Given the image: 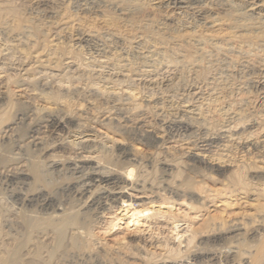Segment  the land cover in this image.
<instances>
[{
    "label": "bare ground",
    "instance_id": "1",
    "mask_svg": "<svg viewBox=\"0 0 264 264\" xmlns=\"http://www.w3.org/2000/svg\"><path fill=\"white\" fill-rule=\"evenodd\" d=\"M8 1L0 0V32L7 34L9 37L11 36L12 42H16L21 47V50H23V52H26L25 54H29V52L33 50L34 47L41 49L38 54H40V52L46 53L43 56L46 59L44 60L46 65H53V67H58V60L56 59L58 52L57 48L49 49L46 41V43L43 40L39 42L35 41L36 39L34 38L35 36L37 37L39 31L36 24H29L26 27L8 25L9 23L7 22L9 20L12 21V19H18L19 21L23 16L22 13L24 12L23 9L22 13L19 10L22 6L18 9L16 6H14L13 2ZM97 1H100V5L99 3L97 4ZM164 1L171 4L173 7H175V9L183 11V13L184 11H189L190 15L194 19L193 22H196L198 27L200 28L204 29L213 25L217 22L215 20V16L218 15L219 17V15H222L226 18V20L230 22V29H232L233 31L244 30V32L247 33L238 35L239 37H236V34L233 39L219 38L217 40H214L212 38L206 39L202 35L200 36L195 34V36L190 39L191 41L186 37L189 41L185 40L171 42L169 38H171L172 36L169 37V34L178 29L175 28L176 26L174 27V22L177 19L176 15H178V13L171 16L168 15L162 17H158V14L156 16L155 14L151 15V13H147L146 11H144L145 4H142L141 0H30L32 4L31 6L34 7V11L36 14L42 13L44 16L51 17H54L61 10L68 8H70L72 11L74 10L75 12L81 11L82 13L99 10L104 6L111 8L118 13L120 20L124 22V24L129 25V27H131L135 31L134 36L130 39V43L133 46L132 49L135 50V53L137 54L136 57L138 56L140 62H142V64H144L145 66L154 67V65L159 62H165L168 64L180 63L179 65H181V60L185 59L187 61L185 63H188L195 69L191 71L197 72L198 78H202L204 80H206V75L209 73V70L211 68H213V70L214 68L221 69V73L223 75L221 78H218L219 74L216 73L218 74V77L216 76V78L218 79L215 80L217 91L215 90V88V91L210 90L213 91V93H216V95L213 94L214 98L208 103V108L210 109L206 112L203 111L204 113L201 110H194L196 106L194 109H181V119L179 118V121H177L176 125V131L178 130L183 134H188L189 132L191 133V131L194 130L200 135V137L197 139V142H192V145H189V147H187L186 153L184 152V156L187 160V170L189 171L188 173H191L194 178L199 179L180 180L181 175L179 173L180 171H178L180 163L178 164L173 161L168 162L166 161L167 159L160 162L161 167L159 170L162 175L159 179H150L148 177V174L146 173L147 171L143 169L141 162L139 164H134L135 162H127L123 166L120 165L119 167H104L105 165L102 167V159L95 155V151L99 152V149L106 148L108 142H113L108 141L107 135H99L98 133H93L92 131L87 129L86 124L83 122L81 114L76 117H71V121H69L67 117L59 119L56 115L49 116L50 126L53 128V130L58 132H63L65 130L68 131L67 125H70V123L71 125L75 124L76 130L72 132L71 136H67L65 140L60 139L61 142L58 144L59 146L64 148V150L69 149L70 152L71 150H73L75 153L77 152L76 154L78 156L76 157L75 162L69 159L61 160L59 159L60 157H57V155H50L51 157L48 165L51 169L57 170L62 167V162L66 164L64 170H66V172H68L73 177L72 179L77 182L76 185L67 187L66 191L73 198H76L75 200L77 202H81L82 205L79 207H70L69 209L60 208V205L56 206L54 204V202L52 201L53 198L51 196L48 195L46 197V194H44L42 191L35 193V199L39 200L40 207H42V209H44L45 211H49L47 214V218L42 222L34 223H32V220L31 222L25 220L27 231L29 230L28 234L26 233V239L24 241L22 240V242L20 243L19 241L16 242L18 244H15L11 249L7 248L0 250V264H108L104 260V257L102 256V254H100V252H95L96 247L93 246L91 241L94 236L92 235L91 231L92 220L89 221L88 219L90 213L93 214L94 219H102L105 212H112L114 214V217L108 222V224H106L108 230L121 226V223L123 221L125 229L129 230L131 227L135 228V240H137L139 243H142L143 245L149 243L147 247L151 246L155 251H159L158 256H156L155 251H137L136 254L132 253L135 254L133 260H137L141 263L145 262L144 264H150L152 260H156L155 262L161 264H179V262H185L186 264H264V22H262L264 12L261 9V6L263 4L261 1L263 0H261L260 2L257 0H240L238 4L235 3L222 5L218 8L216 7L217 13L214 12V9H211V7H209L210 5H206L207 1L210 0ZM210 3L211 1L209 2V4ZM125 30H127V28ZM32 37H34V41L32 40ZM104 38L105 40L103 46H107L108 48L116 51L119 50V52L124 48H122V42L124 40L122 41L121 39V42L116 37L108 39L106 37ZM82 39L83 43L91 41L89 40V36H83ZM93 47L95 51L101 56L106 52H104V50H101L102 47L100 48L99 44L98 46L94 45ZM37 55L35 56V63H37V61L43 60L40 57H37ZM16 61H19V59H16ZM185 63L183 64L185 65ZM183 64L182 67H184ZM68 76L66 75L63 78L64 80H57L55 82H52V87L56 90H62L65 88L66 90L67 88L69 89V87H71V85L73 84L74 79ZM250 77H253L252 81ZM46 79L48 80V78ZM234 79H236L237 83L233 81ZM112 83V87L114 88H120V90H124V88H127L125 83L122 81ZM85 87L90 88L89 90H96V92L101 93L102 96H105L106 94L104 85L99 86L98 84L92 82L88 84L86 82ZM207 87L213 89L211 88L212 86L209 87L207 85ZM251 89L258 90L257 95L251 96ZM128 91L129 90H127V92ZM8 92L7 94H9ZM91 92L92 91H90V93ZM128 94H131V97L135 99L136 95L133 94V92L131 93V90ZM41 95L36 96L41 97ZM53 95H55V93ZM57 95L52 96V98L57 99V97H59ZM161 96L163 95L161 94ZM207 97H209V95ZM151 98L154 99V97ZM1 99L2 96L0 97V100ZM46 100L43 101L45 102ZM164 100L165 99L163 98V101ZM58 101L60 103L62 100L60 99ZM147 102H149L148 94ZM46 105L39 103L35 104L33 106V111L36 115H40L47 110ZM66 106L68 105L66 104ZM140 107L141 106L138 103H135L133 105V108L130 110H138L139 112ZM158 107L154 106L155 109ZM143 109L144 107L142 108V110ZM142 110L140 109V112H142ZM106 114L107 112L102 114L100 118H104V121L110 122L108 116H105ZM142 115L143 114L141 113L138 115L136 114L134 120L139 122ZM199 120L203 121L201 122L202 124L197 122ZM109 122L107 123L108 125ZM101 124L105 125V123ZM169 127L168 129H170ZM4 128H9V125H6ZM152 132L153 131L146 130L143 132V134H140V139L142 140V142L145 141V144H148V148L149 146L157 147L160 141V138L157 137L156 134L152 135ZM2 133L4 132L0 123V134ZM67 134L70 135L69 132H67ZM193 136H191V138ZM66 140L70 141L66 142ZM71 155L75 154L71 153ZM104 155L107 154L105 153ZM121 155L124 159H127L128 156H130L127 150H123ZM202 169H205L210 173L214 172L216 176L221 179L217 180L218 183L216 182L218 185L221 184L220 189H217V186L216 189H212V187L210 186L214 182L213 176L207 175L208 179L204 180L205 177L204 179H202L203 177L202 175H200ZM24 173L21 172V174H19L21 176H25ZM32 173L34 180L36 182H40L42 176L40 174L41 171L39 170L38 165L33 166ZM164 177L167 178L163 180ZM241 196L246 199L253 198V200L251 199V201L253 202L252 208L255 212L254 215H247L246 217H244L245 219L243 218L241 221L236 219L235 221L232 220L231 222L225 221L223 216H210L209 209L213 206H216L215 204L221 199H231L233 197L241 198ZM135 204L136 207H134ZM176 205L184 207L186 213L183 216H180L179 213L176 214L175 212H172V208L176 207ZM77 207L78 209H76ZM188 212H192V216ZM199 218H201V221L199 220L200 222H196V220H198ZM180 223L185 224L186 227L180 229ZM165 232L166 235L161 236L162 234H165ZM41 236L42 238H45L48 243L39 242L38 238H41ZM2 239L4 238L2 237ZM141 246L140 248H142ZM144 248L145 247H143L142 249L144 250ZM24 250L25 254L22 255V252ZM132 254L130 256H132ZM134 263L137 264L138 262ZM112 264H114V262Z\"/></svg>",
    "mask_w": 264,
    "mask_h": 264
},
{
    "label": "rangeland",
    "instance_id": "2",
    "mask_svg": "<svg viewBox=\"0 0 264 264\" xmlns=\"http://www.w3.org/2000/svg\"><path fill=\"white\" fill-rule=\"evenodd\" d=\"M5 1H8V0H5ZM17 1L18 0H9L8 2H13L14 6H16L18 9L22 6L23 8L21 7V9H19V10L21 11V13L24 10V12L22 13L23 16L21 17V19L19 21H18V19H12V21L9 20L7 22V23H9L8 25L9 26H12V25L16 26L17 25V26H21V27H26L29 24H33V23L36 24L39 31H38L37 37L36 36H35V38L32 37V40L34 41V39H36L35 40L36 42L37 41L39 42L42 40L44 42L46 41L47 43L46 42L45 43L47 44L49 49L50 48H53V49L57 48L58 52H57L56 59L58 60L57 63L59 64V66L53 67L52 64H51L52 66L46 65V63L44 62V60H46V59H45V57H43L46 53L40 52V54H38L39 51H41V49H39L37 47H34V49L31 50L29 52V54L28 53L25 54L26 52L25 51L23 52V50H21V47L16 42H12L11 36L9 37L7 34L0 32V35H1L0 36V65H1L0 66V97L2 96V99L0 100V114H1L0 115V123H1V127L3 129V132H4V133L0 134V243H1L0 248L2 247L0 250L7 249V248L11 249V248H13V246L15 244H18L16 242L19 241V243H20V242H22V240L24 241L26 239V237H27L26 233L28 234L29 230L27 231V225H25L26 224L25 220L28 222H31V220H32V223H34V222H42L47 218V214L49 211H45L44 209H42V207H40L39 200L35 199V196H36L35 193L42 191L44 194H46L45 195L46 197L48 195L51 196L53 198L52 201L54 202V204L56 206L60 205V208L69 209L70 207H75V206L79 207L82 205L81 202H77L75 200L76 198H73L66 191L67 187H72V186L76 185V183H77V182H75V180L72 179L73 177L68 172H66V170H64L66 164L64 162H62V164H61L62 167H60L57 170L51 169L48 165L50 157L56 156V155H57V157H60L59 159H61V160L69 159V160H72L75 162L76 157L78 156L76 154L77 152L75 153L73 150H71V152H70L69 149L64 150V148H62L61 146L58 145L62 139L65 140V138L67 136H71L72 132H74L76 130L75 124L71 125V123H70V125H67L68 131L67 130H65V131L69 132L70 135H68L67 132H65V131L58 132V131L53 130V128L50 126L49 116H55L56 115L57 118H59V119L67 117V119L69 121H71V117H76L79 114H81V117L83 118V122L86 124L87 129H89L93 133H98L99 135H107L108 141H113V142H108V144L106 145V148L99 149V152L95 151V153H96L95 155H97L98 157H100L102 159V163H103L102 167L104 165H105L104 167H119L120 165L123 166L127 162H132V163L135 162L134 164H136V163L139 164L141 162L143 169L147 171L146 173L148 174V177L150 179H152V178L153 179H157V178L159 179L162 175L160 173V170H159L161 167L160 162L165 161L167 159L166 161H168V162L173 161V162L178 163V164L180 163L179 167H178L179 168L178 171H180L179 173L182 176V177L180 176V178H181L180 180H182V179L198 180L199 179V178H194L191 173H188L189 171L187 170L188 169L187 160H186L184 155L186 153L187 147H189V145H192V142H197V139L200 137V135L198 132H195L194 130H192L191 133L189 132L188 134H183V133L179 132L178 130L176 131V125H177V121H179V118L181 117L180 116L181 109L182 110L185 108L194 109L195 106H196V108L194 110H197V111L201 110L202 112L203 111L206 112L210 109V108H208V106H209L208 103L210 102V100H212L214 98V95H216V93L215 92L213 93V91H215V90L217 91V86L215 84V80L218 78H221L223 76L220 68L219 69L214 68V70H213V68H211L209 70V73L206 75V77H207L206 80H204L202 78H198L197 72H192L195 69L193 67H191L188 63L186 64L185 62H187V61L185 59L181 60L182 61L181 65H179L180 63L179 64H168L165 62H159L160 64L157 63L154 65V67L150 66L151 68L148 66H145L144 64H142V62H140V59L138 58V56L136 57L137 54L135 53V50L132 49L133 46L130 43V41H131L130 39L134 36L135 31L131 27H129V25L124 24V22H122L120 20L118 13L116 11L112 10L111 8L105 7V6L101 7L99 10H95V11L93 10L90 12L88 11V12H83V13L81 11H76V12L74 10L72 11L70 8L63 9L58 14H56L54 17L53 16L51 17V16H44L42 13L36 14L34 11V7L31 6L32 4H31L30 0H23V1L19 0L18 2ZM210 1H211V3L209 4ZM210 1H207L206 5L207 4L210 5L209 7H211V9H214V12L217 13V8L219 6L227 5V4H235V3L238 4L240 0H210ZM257 1L260 2L261 0H257ZM99 2L100 1H97V4ZM228 2H232V3H228ZM261 2L263 3L261 6V9L264 12V0ZM141 3L145 4L144 5L145 10L144 11H146L147 13H151V15L155 14V16L158 14L157 15L158 17L168 16V15L171 16V15L178 13V15H176L177 19L174 22L175 23L174 27L176 26L175 28L176 29L178 28V29L173 32L175 35L173 33L169 34V37H171V36L173 37V38L172 37L169 38V40H171V42L185 41V40L189 41L193 36H195V34L200 35V36L202 35L206 39L212 38L214 40H217L219 38L220 39H228V38L233 39V37L236 36V34H237L236 37H239L238 35H243V34L247 33V32H244V30L243 31L242 30L241 31H233L232 29H230V22L228 20H226V18L223 17L222 15H219V17H218V15H216L215 20L217 22L214 23L213 25L203 29V28L198 27L196 22H193L194 19L190 15L189 11H186V12L184 11V13H183V11H179V10L175 9V7H173L171 4L167 3L164 0H141ZM99 5H100V3H99ZM101 5H102V3H101ZM25 9H26V11H25ZM157 11L158 12L160 11V12L158 13ZM161 12H162V14H161ZM263 15H264V13H263ZM263 18H262V22H264ZM218 19H221V20H218ZM46 20H47V22H46ZM14 21H17V22H14ZM180 24H181V26H180ZM126 28H127V30H125ZM57 30H58V32H57ZM55 33H57V34H55ZM204 33H206V34H204ZM238 33H240V34H238ZM211 34H213V35H211ZM231 34H233V35H231ZM82 35L83 36H89L90 37L89 40H91V41H88V42H90V43H88V42L83 43V39H82L83 36ZM225 35H227V36H225ZM177 36H179V37H177ZM104 37H106V38L107 37L108 38L116 37L120 41H121V39H122V41L124 40L123 42L121 41L123 43L122 48L123 47L124 48L121 49L119 52V50L116 51V50H113L111 48H108L107 46H103L104 40H105ZM98 44H99L100 48L102 47L101 50H104V52L106 51L102 56L99 55V53H97L93 47L94 45L98 46ZM12 46H13V48H12ZM123 50H124V52H123ZM113 51H115V52H113ZM116 52H118V53H116ZM58 53H59V55H58ZM60 54H61V57H60ZM36 55H37V57H40L43 60L37 61V63H35V61H36L35 56ZM11 56H12V59H11ZM15 58L17 60L19 59V61H16ZM103 60H105V61H103ZM111 60H112V62H111ZM127 60H128V62H127ZM124 61H125V63H124ZM33 63L36 65H34ZM183 63H185V65ZM182 64L184 67H182ZM129 65H130V67H129ZM175 65H178V66H175ZM155 66H156V68H155ZM67 69L69 70V72ZM86 69H87V71H86ZM189 70L190 71L192 70V71L190 72ZM53 71H55V72H53ZM52 73H53V76H52ZM161 73H162V75H161ZM194 73H195V75H194ZM216 73H218L219 75ZM58 74L60 77L58 76ZM63 74L65 76L66 75L68 76V74H69L68 77H71L74 79L71 87H69L70 85L68 86L69 87V89L67 88L68 91L66 90V88L62 89V90H56L51 85L52 82H55L57 80L58 81L64 80L63 78L65 76ZM87 74H88V76H87ZM181 74H182V76H181ZM43 75H45V76H43ZM175 76H176V78H175ZM216 76L218 78H216ZM79 77H81L82 79ZM46 78H48V80ZM250 78L252 81L253 77H250ZM10 79H12V80H10ZM13 81H14V83H13ZM77 81H78V83H77ZM119 81L124 82L128 89L124 88V90H120V88L112 87V84H113L112 82H119ZM233 81L236 82V79H234ZM86 82H87V84L92 82V83L98 84L99 86L104 85V89H106L105 90L106 91L105 96H102V94L99 92H96V90H92V89L89 90L90 88L85 87ZM208 82L210 85L208 84ZM82 83H83V85H82ZM211 83H212V85H211ZM45 84H46V86H45ZM128 85H129V87H128ZM207 85L209 87L212 86L211 88H213V89L208 88ZM214 88H215V90H214ZM127 90H129V91L131 90V93L133 92V94L136 95L135 99L131 97V94H128L129 91L127 92ZM210 90H213V91H210ZM90 91H92V92L90 93ZM151 91H153V92H151ZM250 91H251L250 92L251 96H255L258 93V90H256V89L255 90L251 89ZM7 92L9 94H7ZM52 93L53 94L55 93V95H53ZM66 94H68V95H66ZM147 94H148V101L149 102H147ZM161 94L163 96H161ZM166 94H167V96H166ZM207 94L209 95V97H207L208 96ZM36 95H39V96L41 95V97L36 96ZM56 95L59 97H57V99H55V98L53 99L52 96H56ZM47 96H48L49 100H48ZM201 96L204 98H202ZM42 97H43V99H42ZM102 97L104 100L102 99ZM151 97H154V99ZM163 98L165 99L164 101H163ZM207 98H208V100H207ZM7 99H9V100H7ZM50 99H51V101H50ZM60 99L62 101L59 103L58 100H60ZM91 99H92V101H91ZM204 99H205V101H204ZM43 100H46V101L44 102ZM171 100H173V101H171ZM201 100H202V103H201ZM123 101H124V103H123ZM158 101H161V102H158ZM185 102H186V104H185ZM38 103L43 104V105H46V103H47V105H46L47 110L40 115H36L35 112L33 111L34 110L33 106L35 104H38ZM135 103H138L141 106L140 107L141 110L143 107H144V109H146V110L143 109L144 111L142 110V112H140V109H139V112L141 114H143L141 116L139 122L134 120L135 115L140 114L138 112V110H135V111L130 110L133 108V105ZM199 103H200V105H199ZM60 104H62V105H60ZM66 104L68 106H66ZM146 106L148 109L146 108ZM154 106L155 107L159 106V107L155 109ZM203 106H204V109H203ZM8 107H9V109H8ZM198 107H199V109H198ZM159 109H160V111L162 110L163 112L162 111L160 112ZM90 110H92V111H90ZM106 112H107V114L105 116H108V118L110 119V122L104 121L103 120L104 118H100V116ZM68 114H69V116H68ZM129 119H130V121H129ZM102 121H104V122H102ZM108 122H109V125L107 124ZM115 122H116V124H115ZM197 122L201 123L203 121L199 120ZM101 123H105V125L101 124ZM6 125H9V128H4ZM169 126H172V127H169ZM168 127L170 129H168ZM145 129L147 131H153L152 135L156 134V136L160 138L159 140L161 142L159 141L157 147L149 146V148H148V144H145V141L142 142V140L140 139V134H143V132L146 131ZM193 135H195V136H193ZM191 136H193V137L191 138ZM179 137H182V138H179ZM187 138H188L189 142L187 141ZM191 139H194V140H191ZM69 141L66 140V142H69ZM186 144H187V146H186ZM58 147H60V148H58ZM123 150H127L128 154L130 155V156H128L127 159L122 158L121 154H122ZM71 153L72 154L74 153L75 155H71ZM105 153L107 155H104ZM58 154H59V156H58ZM155 154H156V156H155ZM61 155H63V156H61ZM65 157H67V158H65ZM154 159H155V161H154ZM35 165H38L39 170L41 171L40 174L42 177H41L40 182H36L33 178L32 168ZM47 165H48V167H47ZM182 168H184V169H182ZM22 169H23V171H22ZM18 170L23 172V173L25 172L24 173L25 176H21L20 175L21 172H19ZM155 171H157V172H155ZM208 172L209 171L202 169V171L200 173V175H202V177H203L202 179H204V177H205L204 180H206V179H208V176H213L214 182L211 185L210 184L209 185L212 187V189H216V186H217V189L218 188L220 189L221 184H219L220 186L217 184L218 183L217 180L219 179V177L216 176V174L214 172L213 173H210V172L208 173ZM165 178H167V177H164L163 180H165ZM219 180H221V179H219ZM251 199L253 200V198L246 199L243 196H241V198L240 197H238V198L233 197L231 199H221L220 201H218L215 204L216 206H213L209 209L210 216L211 215L223 216L225 221H227V222H231L232 220L235 221L236 219L241 221L247 215H254L255 214V212L252 208L253 202L251 201ZM82 202H83V200H82ZM78 207L76 209H78ZM134 207H136V204L134 205ZM155 207H157V206H155ZM172 212H175L176 214L179 213L180 216L181 215L183 216L186 213V211L184 210V207H180L179 205H176V207H173ZM188 213L192 216V212H188ZM113 215L114 214L112 212H107V213L105 212L104 217L102 219H99V220L94 219L92 213H90V215L88 217L89 221L92 220L91 221L92 222L91 223L92 224L91 225V231H92V235H94V236L91 239V241H92L93 246L96 247L95 252H100V254H102V256L104 257V260L108 264H112L113 262H114V264H125V263L133 264L134 262H138L137 264H144L145 262L141 263L137 260H133L135 257L134 255L137 253V251L152 252L155 250L152 249L151 246L147 247V245H149V243H146V245H143L142 243H139L137 240H135L134 239L135 238L134 237L135 228L131 227L132 229L131 228L129 230L125 229V225H123L124 224L123 221H122V223L120 222L122 224V225L120 224L121 226L113 228L114 230L113 229L108 230L107 229L108 227H106L107 226L106 224H108V222L114 217ZM107 218H109V219H107ZM100 220L101 221L103 220V221L101 222ZM199 220L201 221V218L196 220V222ZM99 224H101V225H99ZM184 225L185 224L180 223V229H183V227L185 228L186 225L185 226ZM164 235H166V232H165V234H162L161 236H164ZM129 236H130V238H129ZM2 237L4 239H2ZM23 237H25V238H23ZM133 239H134V241H133ZM1 240H3V241H1ZM38 240H39V242H42V243L43 242L48 243L45 238H42V236H41V238H38ZM127 241L129 242V244ZM131 241H132V243H131ZM140 246L142 248L145 247L144 250L142 248H140ZM132 253H135V254H132ZM23 254H25V250L22 252V255ZM131 254H132V256H130ZM155 254H156V256H158L159 251L156 250ZM131 257H133V258H131ZM155 261L156 260H152L150 262V264H161V263H158ZM122 262H124V263H122ZM134 264H136V263H134ZM179 264H186V263L185 262H179Z\"/></svg>",
    "mask_w": 264,
    "mask_h": 264
}]
</instances>
